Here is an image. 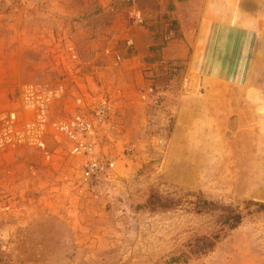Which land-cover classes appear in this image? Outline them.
Masks as SVG:
<instances>
[{
    "label": "rangeland",
    "instance_id": "1",
    "mask_svg": "<svg viewBox=\"0 0 264 264\" xmlns=\"http://www.w3.org/2000/svg\"><path fill=\"white\" fill-rule=\"evenodd\" d=\"M201 2L0 0L1 138L28 88L63 92L43 148L0 145V264H264V26L232 83L168 54ZM100 89L115 114L88 181L52 125L90 115L77 98Z\"/></svg>",
    "mask_w": 264,
    "mask_h": 264
},
{
    "label": "crops",
    "instance_id": "2",
    "mask_svg": "<svg viewBox=\"0 0 264 264\" xmlns=\"http://www.w3.org/2000/svg\"><path fill=\"white\" fill-rule=\"evenodd\" d=\"M199 10L198 24L186 32L180 30L183 37L169 43V56L187 58L188 65L200 60L206 68L216 67L218 74L219 68H225L231 72L227 75L232 83L238 82L234 69L243 66L244 83L249 82L257 32L264 26V0H202Z\"/></svg>",
    "mask_w": 264,
    "mask_h": 264
},
{
    "label": "built area",
    "instance_id": "3",
    "mask_svg": "<svg viewBox=\"0 0 264 264\" xmlns=\"http://www.w3.org/2000/svg\"><path fill=\"white\" fill-rule=\"evenodd\" d=\"M131 16L136 24L144 23V16L140 11L131 12ZM117 60L120 61V57ZM153 91V88L147 90L148 93ZM62 93V90L57 88L46 90L28 88L25 92L24 108L27 112L29 111V115L24 121L17 116L16 121L12 123L15 126L10 125L6 138H1L0 133V145H3L6 140L43 148L44 137L49 131L47 126L51 105L63 96ZM107 97L104 89L98 90L94 95L86 92L85 95L77 98V103L81 105L82 110H88L90 115L80 114L52 125L54 131L69 142L70 153L81 156L85 161L82 176L88 181L96 180L106 169L105 161L94 153V145L100 136V131L114 120L115 109ZM19 120L24 125H18Z\"/></svg>",
    "mask_w": 264,
    "mask_h": 264
},
{
    "label": "trees",
    "instance_id": "4",
    "mask_svg": "<svg viewBox=\"0 0 264 264\" xmlns=\"http://www.w3.org/2000/svg\"><path fill=\"white\" fill-rule=\"evenodd\" d=\"M242 220H243V218H242L241 214H237L233 217L225 216L223 221H222L223 227L220 230L219 234H224L229 230H234L235 228H237L242 223Z\"/></svg>",
    "mask_w": 264,
    "mask_h": 264
}]
</instances>
